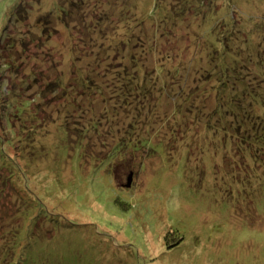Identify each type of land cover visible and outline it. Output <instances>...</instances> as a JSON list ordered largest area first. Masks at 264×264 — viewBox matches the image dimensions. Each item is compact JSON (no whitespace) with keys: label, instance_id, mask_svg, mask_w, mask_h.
I'll list each match as a JSON object with an SVG mask.
<instances>
[{"label":"rangeland","instance_id":"obj_1","mask_svg":"<svg viewBox=\"0 0 264 264\" xmlns=\"http://www.w3.org/2000/svg\"><path fill=\"white\" fill-rule=\"evenodd\" d=\"M64 1L0 0V174L13 184L0 183V194L10 198L0 201V211L7 232L26 228L20 243L25 257H18L27 264H264V161L255 164L249 145L238 143L245 134L256 150V136L264 134V0H113L110 17L102 2L92 6L88 0V8L97 10L87 16L102 17L101 36L82 15L69 27L56 19L51 7L56 2L60 11ZM119 12L138 22L129 15L117 22ZM147 16L154 20L149 28L137 18ZM46 21L51 27L44 30L39 25ZM127 24L142 38L150 34L154 49L148 58L161 75L174 62L163 51L182 69L193 64L201 43V61L194 71L188 66L193 72L187 82L161 85L159 72L143 67L144 77H157L167 89L143 100L142 73L131 68L130 55L111 48L113 38L131 36L124 32ZM164 30L173 32L156 33ZM77 38L84 47L75 46ZM209 38L237 42L246 86L257 99L249 95L242 105L235 102L241 87L233 82L239 74L234 67L228 70L233 77L225 76L231 86L217 88L216 79L203 86L198 75L209 67ZM125 62L139 77L131 94L112 78ZM73 77L78 79L62 90ZM89 77L95 80L91 88L85 84ZM217 89L225 96L223 115H215L224 130L202 139L205 145L175 142L181 135H172L174 120L159 111L169 102L171 110L178 107L182 101L173 100L183 93L194 105L180 108L188 116H204L217 110ZM241 106L253 113L248 120L255 128H242L237 136L230 117ZM199 120L193 124L205 127ZM146 138L149 146L165 147L151 151L131 144Z\"/></svg>","mask_w":264,"mask_h":264},{"label":"trees","instance_id":"obj_2","mask_svg":"<svg viewBox=\"0 0 264 264\" xmlns=\"http://www.w3.org/2000/svg\"><path fill=\"white\" fill-rule=\"evenodd\" d=\"M87 1L88 0H81L80 2H78L77 0H73V1L72 0H66L62 3L64 6L62 7L63 9L60 11L58 10L57 3L55 2V3H53V7H51V8L54 10V14L56 15V19L59 18L62 21V23L66 24V25L68 22H74V20L78 16L80 17L81 15H82V19L84 21L86 20V18H89L90 19L89 23L95 24L96 27H95V29L93 28L94 30L91 29V27H87V28L91 29V32L93 34H96V36H101L100 33L104 30L105 26L102 24L98 25V23L103 22L102 17L98 13H97L98 14L97 17L87 16L88 14L94 15L96 13V10H97L96 8H88L89 5H86ZM89 2H90V4H92V6H96L100 2H102V5H103L102 10H106V13H105V14H107L106 16H108V17L112 16V12L109 11V9H110V6H112L113 0H89ZM74 5H76V7ZM106 7H108V9ZM22 11H25V15L27 14L25 8H22ZM52 15H53V12H51V10H50L49 13L47 14V20L49 19L52 22V19H51ZM125 15H129L131 20L134 21L133 16L131 14L119 12V13H117L116 16H118L121 19H118L117 22L121 21V23H123L122 20L124 19ZM137 18L139 20H141L142 25L144 24V26H145L147 24L146 28H147V26L149 28L148 23H150V22L154 23V20L152 18H150L149 16H147L145 18H139V17H137ZM40 19L42 20L43 17L40 16L38 20H40ZM150 19H152V20L149 22ZM134 22H138V21H134ZM129 25L127 24L124 26V32H126V35L127 34L129 35L130 32L134 29L133 27H130V30H129V27H128ZM99 26H102V27H99ZM39 27L44 29V30H47V29H50L51 24L48 21H46L45 23H42L41 25H39ZM161 28H162V26H161ZM172 32H173V30H169V32H167V30H164V33H165L164 35H163V31L156 32V33H160L164 37L166 34H170ZM149 37H150V34H148L146 36V39H145V37L142 38L139 35V33L131 32V36L122 37V38L121 37H115L111 41V43H112L111 48L113 51L116 49L117 52H119V53L123 52L122 55H124V56H127V57H129V55L131 56L129 62L131 65H132V62H134V64L131 66V68L134 67L135 69H138L139 72L142 73L141 77L144 78V82H142L140 84L139 83V77L134 75L132 72L127 71V69L130 67H129V65L126 64V62L122 68H119V71H117V73L115 75H113L112 78H117V79L121 80L124 83L123 84L124 85L123 90H125V88H127V90H125V93H129V94H131V92H133V90L135 88H137L139 84L142 85L141 87L139 86L138 88H140V92H142L143 97L141 95V98H143V100H147V99L149 100V98H152V95H155L154 93H158V94L163 95L162 92H165L167 90L165 88H162L161 86H158V82H159L158 78L160 79L159 84H161V85H164V83H167L170 81L176 83L178 86L185 84L187 82V76H188L186 74H189V73L192 74L194 69L197 67V58H198V56H201V53H199V51L201 52L200 49H203V48H201V43L198 42L199 44L197 43V45H195L196 49H195V52L193 53V55L191 57V62L193 64L192 65H188V64L183 65L182 69H180V66L178 64H174V62L176 60L175 56H172V54L171 55L167 54L166 53L167 51H163V52H165L164 53V56H165L164 59L170 60L171 58L174 57V60H173L174 62H172L173 63L172 68L170 70H168V74L166 75L164 72V75H161L162 69L156 67L155 65L152 66L151 65V62H152L151 58H148V56L151 54V51L154 49L152 47V44L150 43L151 39ZM157 39H158V37H157ZM78 43L80 44V45H78L79 49L81 47H84L81 39H78L75 46H77ZM102 43L105 45V47H107V45H108L107 42L103 41ZM235 43H237V42H227L225 40L218 42V41H214V40L209 38V45L207 46V49H208V52L210 55V57H209L210 62H208L209 67H202L201 73H199L198 78H200L201 80H202V78H204V80H202V81L204 84L203 86H205V88H206V85L208 84V82L210 80H213V79H216V81H217V88H218V86L219 87L231 86V84H234L233 82L238 81L237 85L241 88L236 90V92H235V95L237 97H239V99H236L237 101H235V102H237L238 105H242V102H244V100L247 99V96L253 95L257 99L258 95H256V92H254L253 90L250 89V86H246V83H248V81H247V78L245 80V75L242 74L243 68L245 66H241V64H240L242 51H241V48L238 46V44H235ZM109 47H110V45H109ZM134 48H137L136 51L141 50L139 52V53H141V55L139 54V56H136V51H133ZM76 49H77V47H76ZM148 53H149V55H148ZM152 54H153V52H152ZM159 54H160L159 52H155L154 56L156 59L161 60L162 57L159 58ZM228 57H232L234 59V61L229 62L227 59ZM235 60H236V62H235ZM237 60H239V62H237ZM157 61L158 60H156L155 63ZM198 61H201L200 57L198 58ZM33 66H36V65L34 64ZM188 66L193 71H191ZM143 67L147 68L148 73H150L151 70H153V71L156 70L155 73L159 72L158 78L157 77H154V78L144 77V75H146V74L142 72ZM148 67H152V69L148 71ZM233 67H234L236 72L238 71L239 74L233 75L235 79L230 84L229 80H227L226 78L233 77L231 74L228 73V70L232 69ZM222 69L224 70L223 71L224 74L222 72L219 73V71H222ZM225 76H226V78H225ZM77 79H75V77H73L72 79L67 81L65 83L66 86H62V90H64L66 92L68 90L69 85L72 84L71 81L77 80ZM89 80H90L89 82L86 80L85 84H86V87H87V85H89L91 88V84L95 83V80L91 79V77H89ZM201 80H199V81H201ZM206 80H209V81L204 82ZM81 82H83L82 79L80 81V84H81ZM86 82H88V83H86ZM85 84H81V86H85ZM197 84L198 83L196 82V85ZM62 85H63V82H62ZM98 85H99V83H97L94 87L99 88ZM94 87L92 89H94ZM152 89L155 92H151ZM159 92H161V93H159ZM228 93H229L228 95L231 97V106H232L231 109H235V105H234L235 103L233 101V100H235V98L233 97V91L229 90ZM136 96H138V94ZM129 97L130 96L127 95V97H126L127 101L129 100ZM179 97L183 98V93H179ZM179 97L175 98L174 100L172 98L170 101L173 100L174 103H176V101H179V102L182 101L181 104L185 105L184 106L185 109H188V108L190 109V105L191 106L194 105L193 102H191V103L189 102V100H190L189 96L187 97L185 95L183 100L180 99ZM224 97H225L224 95H221V91H218V89H217V91L215 93V98H216V101L218 104L217 110H216V108H214L213 111H207L204 113V116H197V117L188 116L187 112L184 109L180 108L181 104L178 107H175L173 110H171L170 107L172 106L171 105L172 103H170V102L168 103V105H165L166 111L164 113L162 111H159L158 114H162V115L165 114V117L167 119L174 120V122L171 124L173 126V127L171 126V128H174V130H172L173 131L172 135H177V134L181 135V136L173 137L175 142H177L178 139H181V140L193 139V143L198 142L199 145H205L206 144L204 142L205 140H202V139H204V138L210 139V137L212 138L216 134V131L218 130L219 127H221L224 130L223 124L220 121H218L217 116H215V115H217V113L219 114V116L223 115L221 113L220 107H221L222 100H224L223 99ZM161 109H163V105L158 108V110H161ZM238 111H242L243 114H248V116L247 115H241V114L237 115ZM251 115H253V113L247 109V106L246 107L241 106L240 109H237V111H235L234 114L230 118H232L231 120L234 123V124H232L231 129H233L234 131L237 130L238 133L235 131L232 134H236L237 136H239L242 128L245 131L248 129H251V130L254 129L255 125H254L253 121H251L252 120ZM187 116H188V119H187ZM248 118H250L251 120H248ZM198 119H200L199 121L203 120V122H206V126L203 127L201 125L200 126L194 125L193 123L195 121H197ZM190 122H192V123L190 124ZM263 126H264V123H263ZM202 128H204L203 130L205 131L206 134L200 135L201 133H198V132ZM229 132H226V133H229ZM248 135H250V134H248ZM256 137H257L256 150L254 149L255 145L250 143V141L252 140V137L245 139V134L242 135V138L237 137L238 141H239L238 143H240L239 146H242L243 144L249 145V151H250L249 157H251L253 159V162L255 164L257 162L264 161V134L261 137H258V136H256ZM160 141L163 142V140H160ZM201 142H204V143L200 144ZM151 143H152L151 138H146L144 141H143V139H140L137 142V144H134L133 142H131V144L134 147H139V148H141L143 145L147 146L148 144H151ZM164 147H165L164 143L163 144L157 143L156 145H150L149 150L151 149V151H154V150H158V149L164 148ZM260 165H264V163H260ZM7 182L8 181L5 178H2L1 174H0V183H4L7 186L9 184V182L8 183ZM9 185H13V184H9ZM6 198L10 199L6 195V192L4 191L0 194V201L4 200ZM0 210L2 211L1 207H0ZM1 211H0V264H20V263L21 264H25V263L27 264V263H29V261L26 260V262H25L24 259L18 257V255L20 256V254H23L25 257V246L24 247L20 246V243H21V241H24V242L26 241L24 238V235H22V232L25 231L26 228L18 225L15 232L14 231L7 232V229H5V227H7L8 224L6 226L2 225L1 219H3L2 217L4 216V213H1ZM17 218H18V216H17ZM27 238H28V236H27Z\"/></svg>","mask_w":264,"mask_h":264},{"label":"water","instance_id":"obj_3","mask_svg":"<svg viewBox=\"0 0 264 264\" xmlns=\"http://www.w3.org/2000/svg\"><path fill=\"white\" fill-rule=\"evenodd\" d=\"M129 180H128V187L130 186V184H131V180H132V174L129 176V178H128Z\"/></svg>","mask_w":264,"mask_h":264},{"label":"flooded vegetation","instance_id":"obj_4","mask_svg":"<svg viewBox=\"0 0 264 264\" xmlns=\"http://www.w3.org/2000/svg\"><path fill=\"white\" fill-rule=\"evenodd\" d=\"M174 246H172V248H173Z\"/></svg>","mask_w":264,"mask_h":264}]
</instances>
